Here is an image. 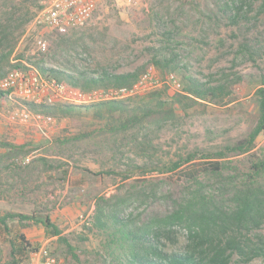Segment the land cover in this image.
<instances>
[{
  "label": "rangeland",
  "instance_id": "1",
  "mask_svg": "<svg viewBox=\"0 0 264 264\" xmlns=\"http://www.w3.org/2000/svg\"><path fill=\"white\" fill-rule=\"evenodd\" d=\"M43 1L0 0V56L10 51V64L21 59L23 66L41 64L93 77L136 70L140 75L152 56H163L174 58L177 66L169 73L182 88L186 77L229 89L236 84L223 105L203 103L186 112L178 110L160 127L116 138L100 135L103 122L92 113L75 116L77 123L51 116L53 123L44 133L0 118V217L48 215L74 254L46 239L40 226L21 229L16 220L7 219L6 226L0 224V264H6L9 240L17 233L38 249L40 257L46 254L57 263L115 264L105 250L104 235L88 230L99 199L114 202L127 197L131 202L122 207L121 215L149 223L172 213L199 182L206 194L227 204L225 182L238 185L252 176V163H264L263 131L251 152L221 160L226 166L222 178L207 174L217 161L213 155L242 139L257 115L254 91L264 80V0H139L125 8L106 2L86 26L64 35L34 23ZM38 37L47 40L48 50L36 58ZM161 90L165 98L175 95ZM144 96L129 99L134 100L129 104ZM10 108L0 102L2 114ZM82 133H88V139L74 148L54 146L57 137ZM6 144L20 146L22 153L5 158ZM188 154L196 159L163 172ZM26 157L28 163L20 164ZM261 178L264 182V173ZM250 234L264 236V223ZM186 235L177 225L161 240L167 251H176L185 245ZM22 264L33 263L28 256Z\"/></svg>",
  "mask_w": 264,
  "mask_h": 264
},
{
  "label": "trees",
  "instance_id": "2",
  "mask_svg": "<svg viewBox=\"0 0 264 264\" xmlns=\"http://www.w3.org/2000/svg\"><path fill=\"white\" fill-rule=\"evenodd\" d=\"M8 51L0 56V78L9 69L24 68L21 57L19 61L10 64ZM174 58L152 56L150 64L161 74L173 72L177 66ZM36 68L43 74L50 75L57 81L80 88L82 90L130 86L140 73V70L123 74L103 73L93 77L84 72L63 71L44 67ZM145 68V67H144ZM143 69V68H142ZM236 81H239L237 78ZM236 83H233V85ZM232 89L225 85H211L190 77L185 78L182 93L165 98L164 91L159 90L144 96L140 101H111L93 105H73L57 103L51 106H36L23 103L26 107L39 111L56 119L68 118L76 122L75 116L92 113L102 121L100 135L116 138L127 132H138L149 127H160L165 122L175 118L178 110L187 109L203 103L223 105L230 100ZM164 90V89H163ZM257 100V115L253 119L245 136L213 155L217 161L212 162L207 174L214 178H222L226 169L221 160L232 155H243L254 149L255 141L264 131V80L254 91ZM3 96L0 94V102ZM80 126V125H79ZM88 133L68 135L53 139L54 146L59 148H74L88 139ZM144 142L140 143L144 149ZM5 158L22 153L20 146L6 144ZM208 158V157H204ZM196 159L195 154H188L171 162L163 172L171 173L183 164ZM252 176L238 185L225 182L229 199L227 204L214 196L205 193L200 182L186 197L176 205V209L163 218H156L149 223H136L130 216H122V207L130 204L127 197L99 199L95 204L91 217L92 232L101 233L106 238L105 250L115 264H253L259 260L264 264V236L252 235L251 231L259 229L264 223V163L251 164ZM66 172V171H65ZM108 205L109 207H106ZM16 220L21 229L40 226L46 239H53L54 244L64 245L72 256L73 247L63 237L62 231L48 215H25L7 213L0 217V224L6 226V220ZM182 226L186 229V243L182 249L167 251L161 240L165 233L173 227ZM31 242L22 233H17L9 240V252L6 264H22L30 254L37 252ZM109 251V252H108Z\"/></svg>",
  "mask_w": 264,
  "mask_h": 264
},
{
  "label": "built area",
  "instance_id": "3",
  "mask_svg": "<svg viewBox=\"0 0 264 264\" xmlns=\"http://www.w3.org/2000/svg\"><path fill=\"white\" fill-rule=\"evenodd\" d=\"M106 2L125 8L137 5L139 0H44L34 23L56 35H64L70 30L86 26ZM34 45L36 58L48 50L47 40L42 37L36 38ZM161 89L176 94L180 93L182 86L173 73L161 76L152 65L146 67L130 86L82 90L41 73L34 65L25 64L24 68L9 69L0 78L1 102L11 107L5 114L0 111V118L9 125L35 127L44 133L47 125L53 123V118L23 103L51 106L57 103L93 105L111 101L126 102ZM28 161L26 157L19 163L25 165ZM29 259L33 264H62L46 254L40 257L38 251L30 254Z\"/></svg>",
  "mask_w": 264,
  "mask_h": 264
}]
</instances>
